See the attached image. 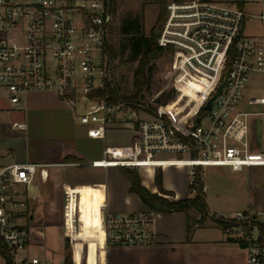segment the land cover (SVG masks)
I'll return each mask as SVG.
<instances>
[{"label":"built area","instance_id":"obj_1","mask_svg":"<svg viewBox=\"0 0 264 264\" xmlns=\"http://www.w3.org/2000/svg\"><path fill=\"white\" fill-rule=\"evenodd\" d=\"M246 2L264 0L168 3L157 30L158 44L171 54V67L162 80L186 96L188 109L183 111L167 109L168 103L155 109L119 93L107 51L115 20L112 0H0V89L13 106L31 91H55L75 105L81 101L79 117L93 138H105L110 128L133 131L130 143L107 145L91 164L185 167L189 191L206 193L205 166L238 171L264 167V93L248 96L244 91L253 78L264 90V34L245 31L246 19L252 16L244 8ZM257 16L264 19V13ZM198 72L208 80L201 88L192 85ZM13 126L23 129L26 123L15 121ZM38 166H0V264H66L65 257L54 260L32 251L26 221L32 213L25 194ZM155 217L154 210L108 213L107 245L154 240ZM216 217L223 220L220 226L227 238L244 245L248 264H264V208Z\"/></svg>","mask_w":264,"mask_h":264},{"label":"rangeland","instance_id":"obj_2","mask_svg":"<svg viewBox=\"0 0 264 264\" xmlns=\"http://www.w3.org/2000/svg\"><path fill=\"white\" fill-rule=\"evenodd\" d=\"M171 1L173 0H166V14L167 5ZM113 2L115 20L108 41L114 45H118L125 38L121 33V24L122 16L128 12H142L144 14L146 34H150L152 30L157 32L164 21L156 24L160 6L154 0H113ZM244 8L252 14L246 19L245 31L253 35L264 34V19L257 16L264 13V3L246 2ZM128 55L129 51H126L123 56V63L119 62V59H115L113 63L114 81L122 96L137 94L138 100L155 109L159 108L161 104L167 103V109L175 110L174 107L181 108L183 111L188 109L186 96L177 89L175 95L166 103L159 101V99L164 98L166 91L172 88L171 85H167L162 80L163 73L171 67L169 51H165L153 61L155 66L153 81L163 84L159 91L147 87H143L139 91L135 89L133 85L134 71L138 60H130ZM207 82V75L203 72H198L192 79V85L196 88L203 87ZM187 90L191 95H196L193 88L187 87ZM244 91L248 96H260L264 93L262 82H254L253 78L246 84ZM75 107L77 116L59 99L55 91H31L22 103L13 106L8 100L7 92L0 89V137L5 145V149L2 150H10L6 146L7 143L19 152H27L33 159H35V152L41 151L49 153L55 151L57 154L62 151H71L81 157L88 158L102 151L106 145H124L131 142L133 131L129 128H110L105 139L94 140L86 137V125L81 122L79 117L84 110V104L77 101ZM246 108L249 110L259 109L254 106H247ZM15 120L25 122L26 127L23 129L13 128L11 124ZM260 131H262V123ZM75 168H77L75 171L79 175L95 173V169L91 165L84 164ZM168 168L170 167L158 168L156 174L161 172V169ZM133 169L138 173L140 171L143 173L146 168ZM203 171L206 186L204 195L212 216L230 215L238 210H260L264 208L263 166L245 167L238 171L230 166L210 165L205 166ZM185 184L187 187L186 196L195 195L189 191L187 177ZM28 194L29 198L35 194L34 182L29 186ZM61 216V209L57 207L52 213L41 214L37 221L30 218L26 220L31 230L32 251L54 260L66 256L71 257L74 253L76 256V253L79 252L80 258L79 262L76 260L77 264H88L87 252L93 255L94 264H107L106 247L101 238L98 236L91 242L84 241L83 233L73 234L71 228L62 224ZM193 216L199 217L197 211L193 210ZM20 221L24 222L25 220ZM197 232V238H206L208 243L194 246V251L185 264H246V253L240 242L238 240L229 241L222 227L213 220L208 219L197 228Z\"/></svg>","mask_w":264,"mask_h":264},{"label":"crops","instance_id":"obj_3","mask_svg":"<svg viewBox=\"0 0 264 264\" xmlns=\"http://www.w3.org/2000/svg\"><path fill=\"white\" fill-rule=\"evenodd\" d=\"M58 97L77 116L75 104L59 95ZM15 121L11 124L13 128H15L13 126ZM86 137L94 140L106 138H93L87 133ZM6 146L10 148L9 151H3L5 145L0 137V166L14 162L39 164L34 180L35 194L29 198V187L25 194L29 199V209L33 214L32 220L37 221L41 214L52 213L58 207L61 209L62 224L71 228L73 234L82 232L86 242H91L98 236L101 238L106 247L107 264H185L193 253L194 246L208 243L206 238H197V228L200 225H195L192 233L188 232V224L191 215L193 216V210H179L173 212L155 211L156 235L154 240L108 246L105 238V217L108 213L141 212L150 209L135 192L131 191L132 177L126 172L124 166L104 167L91 164L92 160L103 156L107 145L102 151L88 158L81 157L71 151H62L59 154L55 151L53 153L41 151L35 152V159L31 158L27 152H19L7 143ZM74 162H80V164H74ZM84 164L91 165L95 169V173L79 175L75 171L77 169L75 167ZM168 167L170 168L161 169L163 187L176 195L170 196V198L186 197V169L178 166ZM157 170L158 168H146L143 173L139 172L142 183L153 192L158 191L155 179ZM81 203L84 205V230H81L80 222ZM199 236L202 235L199 234ZM241 247L245 250L246 264H248L247 250L243 244Z\"/></svg>","mask_w":264,"mask_h":264},{"label":"trees","instance_id":"obj_4","mask_svg":"<svg viewBox=\"0 0 264 264\" xmlns=\"http://www.w3.org/2000/svg\"><path fill=\"white\" fill-rule=\"evenodd\" d=\"M156 1L160 8L157 16V23L164 20L166 12V0H154ZM112 0V4H113ZM113 11L115 12V7L113 5ZM113 29V28H112ZM112 33V30H111ZM121 33L125 37L124 40L118 45H114L107 42V51L111 58V61L119 59V62L123 63V56L126 51H129L128 58L130 60H138L137 67L134 71V82L133 85L137 91L143 87L148 89H154L159 91L162 89L163 84L161 82L153 81L154 74V62L158 59L167 48L158 44V35L152 30L150 34H146L144 26V14L142 12L131 13L128 12L122 16ZM176 93V89L172 87L170 90L166 91L163 99H159L160 102L166 103L170 98H172ZM124 97L133 98L138 100L137 94L135 95H124ZM126 172H128L132 177L131 191L135 192L145 205L150 209L158 212H173L179 210H194L199 214L198 218L191 215L188 224V232L192 233L193 227L195 225H203L208 219L213 220L219 225H223V220L219 217L212 216L208 208V204L205 199L204 193L198 191L193 196H186L178 199L170 198V196H164L161 193L173 194L171 191L166 190L162 185V172H157L156 174V184L158 186V191L153 192L147 186L142 183L140 174L133 168L124 167ZM161 192V193H160ZM80 221L81 230H84V205L81 203L80 206ZM228 240L235 241L229 238ZM79 252L72 256H66V264H77L80 256ZM88 256V264H94L93 255L86 252V257ZM76 257V258H75ZM79 262V261H78Z\"/></svg>","mask_w":264,"mask_h":264},{"label":"water","instance_id":"obj_5","mask_svg":"<svg viewBox=\"0 0 264 264\" xmlns=\"http://www.w3.org/2000/svg\"><path fill=\"white\" fill-rule=\"evenodd\" d=\"M156 33L159 34V31H157ZM222 87H223V84H221V85L219 86V91H221ZM215 97H216V94H214L213 96H211V97L209 98L207 104L205 105V107H206L207 109H211V107H212V102H213V99H214ZM199 120H200V117H198V121H199ZM31 217H32V216H31Z\"/></svg>","mask_w":264,"mask_h":264},{"label":"flooded vegetation","instance_id":"obj_6","mask_svg":"<svg viewBox=\"0 0 264 264\" xmlns=\"http://www.w3.org/2000/svg\"><path fill=\"white\" fill-rule=\"evenodd\" d=\"M31 216H32L31 218H33V214H31Z\"/></svg>","mask_w":264,"mask_h":264}]
</instances>
